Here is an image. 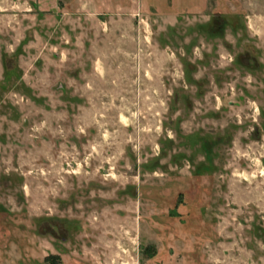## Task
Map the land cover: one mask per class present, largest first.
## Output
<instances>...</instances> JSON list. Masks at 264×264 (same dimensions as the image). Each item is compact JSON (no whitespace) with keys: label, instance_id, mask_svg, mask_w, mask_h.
Returning <instances> with one entry per match:
<instances>
[{"label":"rangeland","instance_id":"1","mask_svg":"<svg viewBox=\"0 0 264 264\" xmlns=\"http://www.w3.org/2000/svg\"><path fill=\"white\" fill-rule=\"evenodd\" d=\"M0 264H264V0H0Z\"/></svg>","mask_w":264,"mask_h":264}]
</instances>
